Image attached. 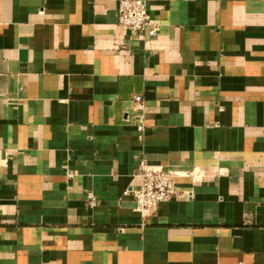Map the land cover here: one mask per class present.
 <instances>
[{"label": "crops", "instance_id": "obj_1", "mask_svg": "<svg viewBox=\"0 0 264 264\" xmlns=\"http://www.w3.org/2000/svg\"><path fill=\"white\" fill-rule=\"evenodd\" d=\"M145 1L0 0V264H264V0Z\"/></svg>", "mask_w": 264, "mask_h": 264}, {"label": "built area", "instance_id": "obj_2", "mask_svg": "<svg viewBox=\"0 0 264 264\" xmlns=\"http://www.w3.org/2000/svg\"><path fill=\"white\" fill-rule=\"evenodd\" d=\"M118 11L119 22L127 29L135 33L144 32L149 37L157 35L160 23L150 13L145 0H119ZM134 101L136 109L143 110L145 98L137 95ZM137 174L141 180L140 186L127 191L133 197L136 210L140 212L154 210L176 195L172 172L141 163ZM88 198H93L92 193H88Z\"/></svg>", "mask_w": 264, "mask_h": 264}]
</instances>
